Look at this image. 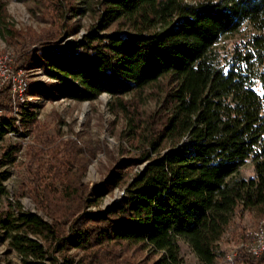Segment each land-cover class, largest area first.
I'll return each mask as SVG.
<instances>
[{
  "label": "trees",
  "instance_id": "trees-1",
  "mask_svg": "<svg viewBox=\"0 0 264 264\" xmlns=\"http://www.w3.org/2000/svg\"><path fill=\"white\" fill-rule=\"evenodd\" d=\"M63 1H49L52 34L25 60L55 81L33 95L80 103L107 94L111 111L123 115L135 138L136 156L92 187L55 170L51 179L59 188H44L52 207L42 210L52 222L24 212L18 201L8 203L0 209L4 241L20 264H75L67 247L86 253L87 264H131L117 255L122 246L158 256L150 264H182L180 243L201 264H214L234 215L264 216V0ZM73 2L96 21L82 39L62 45L76 33L65 23L66 11L78 12ZM5 17L1 5L0 23ZM244 26L246 39L220 54L219 41ZM149 87H158L160 104L143 123L123 98ZM0 110V143L17 133L15 122H35L25 105L18 119L9 115L10 105ZM17 151L7 146L2 165L13 164ZM249 160L253 177L238 178ZM6 179L0 175V202ZM116 188L124 192L121 204L86 212Z\"/></svg>",
  "mask_w": 264,
  "mask_h": 264
},
{
  "label": "rangeland",
  "instance_id": "rangeland-1",
  "mask_svg": "<svg viewBox=\"0 0 264 264\" xmlns=\"http://www.w3.org/2000/svg\"><path fill=\"white\" fill-rule=\"evenodd\" d=\"M49 1L37 0L33 3L0 0V6L4 7L6 14L4 23H0V56L8 55L12 60L10 67L16 71L21 70L24 74L28 82L27 94L30 96L26 107L36 115L35 122L27 127L15 122L17 133L7 134L0 143V175L7 174V179L3 182L7 197L1 200L0 209L5 210L8 203L18 201L24 212L37 213L47 222H52L42 210L52 207V202L44 197V191L49 187L53 190L59 188L58 182L51 179L55 170L69 174L81 184L92 187L115 170L122 159L136 156V150L132 148L136 141L135 138H130L131 130L123 115L111 111L112 99L107 94H101L93 102L80 103L63 98L47 100L33 95L37 88L49 89V86L55 84L37 64L25 63L32 50L40 47L43 40L52 34L55 15L48 5ZM60 1L64 3L63 0ZM72 6L78 12L74 14L66 11L65 23L76 29V33L60 41L62 45L82 39L96 21V16L86 11L82 3L73 2ZM249 32L250 29L244 26L239 31L224 36L217 44L220 54L227 55L234 44L246 39ZM21 65L23 66L18 68ZM157 88L149 87L141 93L123 98L130 110L137 109L138 120L143 123L159 107L160 95ZM3 91L9 94L6 85L1 87L0 92ZM7 94H0V109L11 106V99ZM9 115L18 119L12 106ZM9 145L18 149L15 161L10 165H2L4 149ZM142 167L143 165L133 168L131 174ZM253 174V165L249 160L236 176L249 179ZM123 196L122 188H116L102 198L98 207L90 206L86 208V212H103L112 205L121 204ZM262 217L254 212L234 215L219 243L222 256L214 264H249V259L254 261L253 264H260L259 259L249 255L247 248L251 233ZM65 230L70 234L69 226H65ZM115 248L119 258L131 264H150L158 258L148 250L141 251L137 247ZM64 254L72 258L75 264H80L83 260L87 264V255L82 250L67 247ZM54 256L58 258L59 255ZM180 258L182 264H201L183 243H180ZM0 264H20V258L10 249L1 233ZM261 264H264V260Z\"/></svg>",
  "mask_w": 264,
  "mask_h": 264
},
{
  "label": "built area",
  "instance_id": "built-area-1",
  "mask_svg": "<svg viewBox=\"0 0 264 264\" xmlns=\"http://www.w3.org/2000/svg\"><path fill=\"white\" fill-rule=\"evenodd\" d=\"M10 63L12 60L8 55L0 56V89L4 85L8 87L11 106L14 113L17 114L20 106H27V100L30 96L27 94L28 82L24 74L21 70L16 71L10 67ZM247 249L251 257L264 260V216L251 233Z\"/></svg>",
  "mask_w": 264,
  "mask_h": 264
}]
</instances>
